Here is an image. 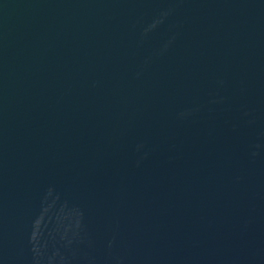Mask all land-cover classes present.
I'll return each instance as SVG.
<instances>
[{"label": "water", "instance_id": "1", "mask_svg": "<svg viewBox=\"0 0 264 264\" xmlns=\"http://www.w3.org/2000/svg\"><path fill=\"white\" fill-rule=\"evenodd\" d=\"M0 264H264V0H0Z\"/></svg>", "mask_w": 264, "mask_h": 264}]
</instances>
